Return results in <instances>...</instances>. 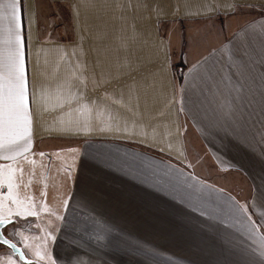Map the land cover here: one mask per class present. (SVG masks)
<instances>
[{
    "label": "crops",
    "instance_id": "1",
    "mask_svg": "<svg viewBox=\"0 0 264 264\" xmlns=\"http://www.w3.org/2000/svg\"><path fill=\"white\" fill-rule=\"evenodd\" d=\"M81 1L15 9L32 144L15 160L0 148V177L23 169L13 173L22 203L3 200L0 213L36 215L13 217L10 233L45 252L44 264H264L261 106L229 127L191 80L222 46L255 39L264 0H114L112 33L55 26V2L75 20ZM10 3L0 0V60ZM16 130L5 122L0 140Z\"/></svg>",
    "mask_w": 264,
    "mask_h": 264
},
{
    "label": "snow or ice",
    "instance_id": "2",
    "mask_svg": "<svg viewBox=\"0 0 264 264\" xmlns=\"http://www.w3.org/2000/svg\"><path fill=\"white\" fill-rule=\"evenodd\" d=\"M19 3L20 0H12V3L7 5L14 10L13 26L10 29L11 37L5 41L7 48L3 59L0 60V127L7 122L17 129L12 139L6 143L0 140V148L14 153L3 157L10 160L30 152L32 144V121L27 107L30 85L24 60V39L20 35L21 25L15 13ZM250 31L255 32V39L239 41L233 39L210 57L193 65L191 69L193 73L191 80L196 85L192 89L193 93L197 89L201 95L207 93L208 110L211 114L229 127L240 129H243L255 115V109L249 111L254 103L260 104L261 120L264 121V26H260L258 32L255 28ZM201 84L204 87H200ZM257 96L259 100L256 99ZM258 134L264 139V123L258 129ZM40 155L45 154L40 153ZM16 171L22 173L23 169H10L8 175L0 178V188H7L6 194L0 193V200H8L13 204L22 203L13 194V173ZM239 211L251 221L246 206H239ZM35 215L36 212L32 210L13 212L9 208L7 213H0V226L13 224V217L26 218ZM257 223L258 221L252 222L253 229H256ZM3 243L9 244L12 248L16 247L6 238L3 239ZM36 255L40 259L44 258L39 252ZM259 257L264 261V245L260 248Z\"/></svg>",
    "mask_w": 264,
    "mask_h": 264
},
{
    "label": "rangeland",
    "instance_id": "3",
    "mask_svg": "<svg viewBox=\"0 0 264 264\" xmlns=\"http://www.w3.org/2000/svg\"><path fill=\"white\" fill-rule=\"evenodd\" d=\"M106 4L102 3L101 0H83L82 5L85 3V6H81L82 16H76L75 20L72 16V11L68 9L67 4L62 2L54 3V24L55 26H61L63 28H69L72 30L75 27H80L85 30V33H112L113 31V19L108 17L109 14L113 13V3L114 0H104ZM80 2V3H81ZM89 2L90 4H88ZM104 5V6H103ZM83 8V9H82ZM78 13H80V8ZM77 13V14H78ZM103 18H101V16ZM113 16V15H112ZM110 20V22H109ZM4 176L0 177L3 178ZM0 193L4 192L0 191ZM3 200H0V202ZM10 226V225H9ZM9 226L5 228L4 235L14 242L21 249L23 244L21 242H25L26 250L22 249L27 262H22L17 256L13 255L10 250L0 245V261L4 262V264H44L46 259L45 252L37 251L32 249L31 245H28L29 242L28 237H23V241H18L13 234L10 233ZM19 242V243H18ZM39 252L44 258L40 259L36 253Z\"/></svg>",
    "mask_w": 264,
    "mask_h": 264
},
{
    "label": "water",
    "instance_id": "4",
    "mask_svg": "<svg viewBox=\"0 0 264 264\" xmlns=\"http://www.w3.org/2000/svg\"><path fill=\"white\" fill-rule=\"evenodd\" d=\"M9 225H11V224H8V225H5V226H0V245L4 246L8 250H10L12 252V254L15 255V256H17L22 262H27V258L25 256L23 250L4 235V230ZM5 238L8 239L11 244H15L16 247L15 248H12V247H10L9 244H4L3 243V239H5Z\"/></svg>",
    "mask_w": 264,
    "mask_h": 264
}]
</instances>
